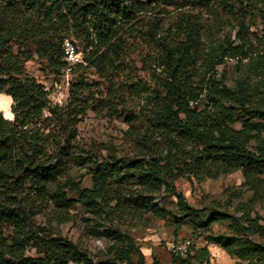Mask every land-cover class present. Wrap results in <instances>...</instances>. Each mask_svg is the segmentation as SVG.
I'll list each match as a JSON object with an SVG mask.
<instances>
[{
	"label": "trees",
	"instance_id": "1",
	"mask_svg": "<svg viewBox=\"0 0 264 264\" xmlns=\"http://www.w3.org/2000/svg\"><path fill=\"white\" fill-rule=\"evenodd\" d=\"M259 1L264 3L0 0V93L12 98L14 115L7 119L0 111V264H93L88 251L73 241L32 228L30 213L46 204L57 215L77 204L85 209L88 235L113 241L106 264H134L133 256L135 264L146 263L121 227L124 220L145 214L176 231L185 224L202 229L208 242L236 258V264H264V223L255 212L264 199V29L260 35L250 30L254 10L264 17ZM149 12L165 14L171 23L162 26L163 16L154 18L145 32ZM225 18L237 31L234 39L220 42L210 29ZM71 35L86 51L78 67L94 68L97 79L72 81L68 99L53 105L26 63L37 54L60 73L68 66L63 41ZM230 58L237 65L228 83L216 69ZM121 84L144 100L148 124L141 139L151 152L104 157L72 144L89 109L122 115ZM51 120L62 133L46 131ZM76 166L87 169L91 187L70 178L62 182ZM236 171L252 194L232 192L233 212L207 198L196 207L175 185L186 174L214 178ZM162 192L174 198L172 209L156 202ZM226 223L228 231L211 232ZM30 249L34 255L27 254ZM210 259L206 246L172 255L171 264H211ZM153 264L161 262L155 257Z\"/></svg>",
	"mask_w": 264,
	"mask_h": 264
},
{
	"label": "rangeland",
	"instance_id": "2",
	"mask_svg": "<svg viewBox=\"0 0 264 264\" xmlns=\"http://www.w3.org/2000/svg\"><path fill=\"white\" fill-rule=\"evenodd\" d=\"M258 7L264 9V3L258 2ZM264 13V11H263ZM163 16L162 26H168L171 23V17L160 15L155 12H149L144 16V31H148L149 25L154 23V18ZM251 32L260 35L264 29V17L258 10L250 15ZM205 24L210 27L212 21L209 17L204 20ZM254 23V25L252 24ZM210 29L211 36L217 41H223L227 36L234 34L237 29H234L233 23L225 18L223 21L215 23ZM68 39L72 40L82 59L85 56V50L78 39L73 35ZM237 60L230 58L225 64L217 67L218 75L222 80L231 83L236 76ZM83 68L78 65L67 66L60 73L55 72L47 63L46 59H42L37 54L32 60L26 63L27 72L35 77L45 87L49 88V98L53 102V96L57 86L72 81L84 80L91 82L97 79V74L94 68L87 66L84 63ZM66 100L68 99L67 87ZM117 93L120 94L123 104L118 106L121 116L115 115L107 110L100 108L98 110L89 109L81 121L76 126V139H73L72 144L77 145L84 150H90L100 156L109 157L115 155L121 157H136L148 154L151 148L143 143L141 137L144 135L147 127V120L143 113L144 100L130 93L123 84H121ZM7 95L6 93H0ZM13 105V102H12ZM12 111V106H11ZM3 114V109H0ZM8 113L7 111H5ZM132 114L134 115L132 118ZM3 116L7 119L13 117ZM50 116L49 113L46 114ZM132 119L126 121V118ZM49 127L46 131L49 132L55 129L56 134L62 133L63 130L57 127L56 120L48 121ZM66 132V131H64ZM160 140V139H159ZM160 145L163 142L160 140ZM74 179L81 182L83 188L91 187V176L87 174V169L81 166L74 167L68 175L61 178L62 182L66 179ZM177 190L182 192L189 203L196 207H200L202 202L207 199L219 201L220 207L224 210L233 212L236 202L231 201L232 192L237 194L238 191H243L246 197L252 194V191L247 188L245 179L240 172L229 174H220L214 178L201 177L197 178L193 175L186 174L175 181ZM71 197H77L74 192H68ZM156 202L165 208L172 209L174 206V198L166 192H162ZM30 213L29 223L32 228L40 234L50 236H63L68 240L76 243L80 248L87 250L93 264H106L108 258L112 256L108 253V247L113 241L102 237H90L87 233V224L90 214L86 212L80 205H76L66 212H61L57 215V210L53 205H38ZM255 212L260 216L261 222L264 223V199L259 201L255 207ZM61 216V217H60ZM122 229L126 230L136 241L141 251L145 255V264H153V258H157L161 264H171L172 252L170 244L172 242L190 239L192 241V250L208 247L211 259V264H236L237 259L228 255L219 245L208 242L207 234L202 229L196 228L191 224H185L182 229L176 231L174 227L169 226L163 220L157 219L151 214L133 217L122 222ZM228 231V224H216L212 227L211 232L218 234ZM28 255H34L35 250L30 249ZM132 262L135 264L137 257H132ZM123 264V263H118Z\"/></svg>",
	"mask_w": 264,
	"mask_h": 264
},
{
	"label": "built area",
	"instance_id": "3",
	"mask_svg": "<svg viewBox=\"0 0 264 264\" xmlns=\"http://www.w3.org/2000/svg\"><path fill=\"white\" fill-rule=\"evenodd\" d=\"M63 52L64 60L69 66H75L77 64L83 63V59L80 53L78 52L75 43L68 38L64 39L63 41ZM68 86V82L66 83V86L64 84L57 86V89L53 96V102L51 101L53 105L61 106L64 104L66 100ZM44 89L49 93L48 87H45ZM47 113L48 112H46V114ZM169 247L173 255L185 256L190 251H192V241L190 239H184L181 241L172 242Z\"/></svg>",
	"mask_w": 264,
	"mask_h": 264
},
{
	"label": "bare ground",
	"instance_id": "4",
	"mask_svg": "<svg viewBox=\"0 0 264 264\" xmlns=\"http://www.w3.org/2000/svg\"><path fill=\"white\" fill-rule=\"evenodd\" d=\"M11 106H12V98L8 95L0 94V109H3L8 112L6 113L5 111H3V114L5 116L13 117V113L10 109Z\"/></svg>",
	"mask_w": 264,
	"mask_h": 264
}]
</instances>
